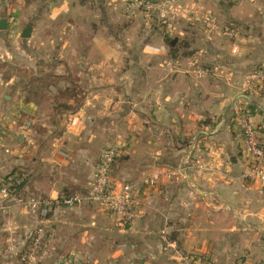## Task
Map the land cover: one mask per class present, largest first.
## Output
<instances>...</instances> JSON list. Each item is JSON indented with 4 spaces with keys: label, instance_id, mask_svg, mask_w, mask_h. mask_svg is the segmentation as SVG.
I'll use <instances>...</instances> for the list:
<instances>
[{
    "label": "crops",
    "instance_id": "obj_1",
    "mask_svg": "<svg viewBox=\"0 0 264 264\" xmlns=\"http://www.w3.org/2000/svg\"><path fill=\"white\" fill-rule=\"evenodd\" d=\"M188 3L196 7L175 21L177 42L153 54L144 39L163 42L169 28L126 0H0V184L52 198L84 192L113 146L111 176L133 183L141 203L128 223L95 204L55 205L39 264H264V182L242 177L234 121L244 111L264 141V91L251 76L264 68V0ZM199 8L233 37L203 29ZM30 18L27 45L40 38L42 51L18 46ZM103 20H124L122 36L138 27L137 41L116 43ZM20 60L33 78L19 77ZM13 196L2 210L0 194V264H21L42 220Z\"/></svg>",
    "mask_w": 264,
    "mask_h": 264
},
{
    "label": "built area",
    "instance_id": "obj_2",
    "mask_svg": "<svg viewBox=\"0 0 264 264\" xmlns=\"http://www.w3.org/2000/svg\"><path fill=\"white\" fill-rule=\"evenodd\" d=\"M129 10L137 8L147 14L154 15L164 22L175 17L181 9L177 0H126ZM180 6V7H179ZM210 33L221 32L224 36L233 37L234 31L229 26L219 24L217 18L211 14L202 16ZM257 87L264 91V68H257L251 74ZM238 131L242 138L243 152L247 158L242 177L251 181L264 182V141L256 125L252 123L247 113L238 111L235 115ZM71 123H75L72 119ZM119 155V149L108 146L102 149L95 167L93 179L84 192L62 193L56 198L30 193L18 194L7 183L0 184V194L4 199L1 209L8 207L6 202L13 194L16 204L24 210L36 212L40 217L32 230L27 244L20 253L21 264H39V256L46 238V221L55 205L75 207L82 204H95L109 211L120 223H128L139 215L140 198L135 185L131 182L115 180L111 176V167ZM156 176L149 180L154 184Z\"/></svg>",
    "mask_w": 264,
    "mask_h": 264
},
{
    "label": "rangeland",
    "instance_id": "obj_3",
    "mask_svg": "<svg viewBox=\"0 0 264 264\" xmlns=\"http://www.w3.org/2000/svg\"><path fill=\"white\" fill-rule=\"evenodd\" d=\"M178 1V3H179V1H182V3H179V4H181L182 5V7H180L182 10L183 9H185L184 11H178V14H176L175 15V17H173V18H170L167 22H164V21H162L161 19H159L158 17H156V16H154V15H151V14H147V13H145L143 10H141V9H139V8H137V9H135V10H129V11H131V12H134V11H137L138 13H140V14H142V15H144L145 17H147V18H153L154 19V17H156V19H157V21H159L161 24H164V25H166L167 26V28H169L168 29V33L165 31V29L163 28V30H164V32L166 33V34H164V41L163 42H159L158 44H151V43H146L145 42V39H144V41H143V45H145L147 48H148V51H147V53H153V54H155V53H160V52H162V51H164V49H168V46H172V45H174L176 42H177V29H176V26H175V21L177 20V19H180V18H186L188 15H189V13H190V11H193L194 10V8L196 7V5H193L192 3H191V5H190V3H188L187 5H185V4H183V3H186V0H177ZM199 10H200V12L201 11H203L201 14H200V21L202 22V24H203V29H205L206 28V30H207V27H206V25H205V23L202 21V16H204V15H206V14H211V15H213V16H215V17H217L215 14H213V12L212 11H210V10H208V9H200L199 8ZM154 16V17H153ZM31 18L30 19H27L26 21H24V24L23 25H31ZM218 20V19H217ZM104 22V20L103 21H99V23H100V28L103 30V32H109V36H110V39H113L116 43H119L120 42V40H122V39H124L125 41H129L130 39H133L132 41H134V42H136L137 41V38H135V35H136V30H137V28L135 27V26H133V30L130 32V34L128 35V36H122V35H120V31L122 30V26H123V24L124 23H126V22H124V20L123 21H116L114 24H110V25H106V24H104L103 23ZM219 24H221L220 23V21L218 22ZM25 26H24V28H25ZM202 26V25H201ZM7 27V26H6ZM163 27H165V26H163ZM31 29H32V25H31ZM12 30H14V28H12ZM210 31V30H209ZM31 33V32H30ZM219 34H221V35H223L221 32H218ZM14 35V34H13ZM15 37H16V39H17V43H18V46H20L21 45V43H26L25 45H26V47H35V49L37 48V50L38 51H42V49H43V46L41 45V43H39V40H40V38H37V39H39V40H36V41H34V42H29L28 43V45H27V42H26V39L27 38H29L30 37V35L28 36V37H22L21 35H19V34H17L16 33V35H15ZM147 38V37H146ZM173 39H176V41L172 44L171 43V41L173 40ZM113 40H111V41H113ZM22 41V42H21ZM122 42V41H121ZM37 45H40L39 47H37ZM6 49V47H5V43H3V41H1L0 42V65H1V63H3L4 61H5V59H6V54H4L3 53V50H5ZM30 49H33V48H30ZM38 53H40V52H38ZM171 53V52H170ZM1 54H3V56H1ZM35 61H36V59H35ZM19 66H20V70L18 71V75H19V77H24V78H27V77H31V78H33L34 77V75L32 74V73H30V72H26L25 70H22L21 69V66H22V60H20L19 61ZM198 71L199 72H202V69H198ZM6 74H10V70H9V68H6V69H4L3 70V75H6ZM35 74H38V72L37 73H35ZM22 84H20V86H21ZM25 85V84H24ZM61 96V95H60ZM63 96V95H62ZM56 99H53L52 101L50 100V101H48V100H46V101H44V106L45 107H51V105L53 104V103H57L58 101H59V95H57L56 94V97H55ZM58 100V101H57ZM90 106V105H89ZM66 118V123H69V125H70V127H73L74 125H71V123H70V117H68V116H66L65 117ZM66 123H65V126H66ZM40 131H41V129H40ZM106 147H108V146H106ZM105 148V147H104ZM98 162V161H97ZM155 176V174H154V171L147 177V180L149 179H151L152 177H154ZM151 187H153V185H151ZM72 192H76V191H72ZM72 192H69V193H72ZM140 198V197H139ZM141 204V203H140Z\"/></svg>",
    "mask_w": 264,
    "mask_h": 264
},
{
    "label": "water",
    "instance_id": "obj_4",
    "mask_svg": "<svg viewBox=\"0 0 264 264\" xmlns=\"http://www.w3.org/2000/svg\"><path fill=\"white\" fill-rule=\"evenodd\" d=\"M6 19L5 18H1L0 19V29H5L6 28ZM31 32V25H26L25 28L22 30L21 36L22 37H28L30 35ZM176 41V39H173L171 41V43L173 44Z\"/></svg>",
    "mask_w": 264,
    "mask_h": 264
},
{
    "label": "trees",
    "instance_id": "obj_5",
    "mask_svg": "<svg viewBox=\"0 0 264 264\" xmlns=\"http://www.w3.org/2000/svg\"><path fill=\"white\" fill-rule=\"evenodd\" d=\"M87 1H89V0H80V2H82V3H85V2H87Z\"/></svg>",
    "mask_w": 264,
    "mask_h": 264
}]
</instances>
